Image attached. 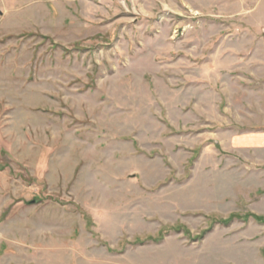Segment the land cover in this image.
Instances as JSON below:
<instances>
[{
    "label": "rangeland",
    "instance_id": "rangeland-1",
    "mask_svg": "<svg viewBox=\"0 0 264 264\" xmlns=\"http://www.w3.org/2000/svg\"><path fill=\"white\" fill-rule=\"evenodd\" d=\"M255 0H0V264H264Z\"/></svg>",
    "mask_w": 264,
    "mask_h": 264
},
{
    "label": "crops",
    "instance_id": "crops-1",
    "mask_svg": "<svg viewBox=\"0 0 264 264\" xmlns=\"http://www.w3.org/2000/svg\"><path fill=\"white\" fill-rule=\"evenodd\" d=\"M250 17L254 28L261 35L260 39L264 47V0H255Z\"/></svg>",
    "mask_w": 264,
    "mask_h": 264
}]
</instances>
